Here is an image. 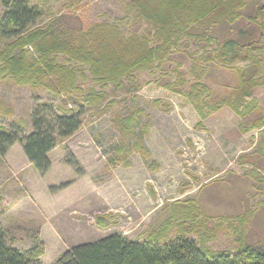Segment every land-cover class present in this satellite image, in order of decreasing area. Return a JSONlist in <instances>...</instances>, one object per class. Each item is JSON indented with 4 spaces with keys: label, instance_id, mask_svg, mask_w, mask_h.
<instances>
[{
    "label": "trees",
    "instance_id": "obj_1",
    "mask_svg": "<svg viewBox=\"0 0 264 264\" xmlns=\"http://www.w3.org/2000/svg\"><path fill=\"white\" fill-rule=\"evenodd\" d=\"M79 1L67 0L64 10L43 22L42 7L32 0H2L0 81L41 90L61 101L60 105L40 102L33 109L29 133L22 120L9 127L0 125V156L20 144L27 161L44 176L51 167L49 153L80 128L84 109H101L105 89L109 85L121 88L124 79L134 82L138 72L166 70L155 84L182 96L200 123L227 108L239 119L241 135L263 131L264 108L253 92L264 86V0H124L120 17L91 24L77 14L74 5ZM176 53L188 59L187 71H181L178 63L167 68ZM211 69L226 71L230 80L218 88L210 86ZM9 109L0 102L2 119L12 118ZM135 117L114 119L123 136L116 154L129 153L131 148L146 152L135 138ZM241 158L252 167L251 174L259 177L258 169L264 168V140ZM65 163L83 174L70 151ZM176 205L178 211L170 212L145 239L129 241L115 233L66 250L54 264H264V243L251 241L249 232L250 222L264 223V201L258 202L254 212L233 217L239 225L238 229L231 226L236 247L220 251L207 245L214 233L199 232L194 225L197 221L208 227L198 219L202 212L197 199L172 204ZM96 222L108 224L103 217ZM172 224L176 235L170 237ZM196 232V239L189 237ZM40 256L35 249L12 247L0 223V264H43Z\"/></svg>",
    "mask_w": 264,
    "mask_h": 264
},
{
    "label": "rangeland",
    "instance_id": "obj_2",
    "mask_svg": "<svg viewBox=\"0 0 264 264\" xmlns=\"http://www.w3.org/2000/svg\"><path fill=\"white\" fill-rule=\"evenodd\" d=\"M32 1L42 7L43 22L64 10L67 2ZM123 2L81 0L74 7L85 24L111 22L121 16ZM4 12L0 0V17ZM177 63L181 71L188 70L189 61L182 53L172 55L166 66L173 68ZM164 72H138L134 82L124 79L121 88L109 85L104 108L84 109L80 128L49 153L51 167L44 176L27 161L20 144L0 156V223L12 247L40 251L43 264H54L66 250L115 233L129 241L145 239L170 212L178 211L174 202L190 199H197L202 212L198 219L209 228L195 221L196 229L214 233L208 247L214 251L236 247L232 227L239 225L233 217L254 212L258 202L264 201V168L258 169L259 177L253 176L250 164L241 162L264 140V128L241 135L239 119L227 108L200 123L182 96L155 84ZM209 73L207 83L212 87L230 80L226 71L211 69ZM89 85L88 81L84 87ZM253 95L264 108V86ZM60 101L41 90L0 81V102L12 113L10 120L0 117V125L9 127L22 120L29 133L33 109L40 102L60 105ZM131 114L136 116L135 138L146 152L131 148L129 153L116 154L123 136L114 119ZM135 138L128 143L132 145ZM67 151L79 162L82 175L65 163ZM98 217L105 218L106 227L97 224ZM261 222L249 224L253 242L264 243ZM175 235L172 224L170 237ZM197 236V232L189 235Z\"/></svg>",
    "mask_w": 264,
    "mask_h": 264
}]
</instances>
